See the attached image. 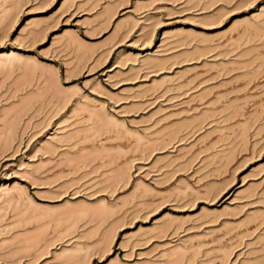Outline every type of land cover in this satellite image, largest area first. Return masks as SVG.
I'll return each instance as SVG.
<instances>
[{"label": "rangeland", "instance_id": "1", "mask_svg": "<svg viewBox=\"0 0 264 264\" xmlns=\"http://www.w3.org/2000/svg\"><path fill=\"white\" fill-rule=\"evenodd\" d=\"M258 4L0 0V264H264Z\"/></svg>", "mask_w": 264, "mask_h": 264}, {"label": "snow or ice", "instance_id": "2", "mask_svg": "<svg viewBox=\"0 0 264 264\" xmlns=\"http://www.w3.org/2000/svg\"><path fill=\"white\" fill-rule=\"evenodd\" d=\"M261 4H264V0H260V4L257 5V9L259 8V6H260Z\"/></svg>", "mask_w": 264, "mask_h": 264}, {"label": "bare ground", "instance_id": "3", "mask_svg": "<svg viewBox=\"0 0 264 264\" xmlns=\"http://www.w3.org/2000/svg\"><path fill=\"white\" fill-rule=\"evenodd\" d=\"M73 254H75V253H73ZM78 254H79V253H78ZM80 255H81V254H80ZM75 256H79V255H76V254H75ZM75 256H74V257H75ZM71 257H72V255H71ZM71 257H70V258H71ZM75 258H76V257H75ZM75 258H74V259H75ZM77 258H78V257H77ZM78 260H79V259H77V261H78ZM66 262H67V261H66ZM78 262H79V261H78ZM64 263H65V262H64ZM75 263H76V262H75ZM69 264H70V263H69Z\"/></svg>", "mask_w": 264, "mask_h": 264}]
</instances>
